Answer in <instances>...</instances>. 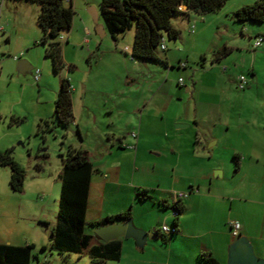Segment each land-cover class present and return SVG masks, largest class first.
Returning <instances> with one entry per match:
<instances>
[{
    "label": "crops",
    "instance_id": "1",
    "mask_svg": "<svg viewBox=\"0 0 264 264\" xmlns=\"http://www.w3.org/2000/svg\"><path fill=\"white\" fill-rule=\"evenodd\" d=\"M242 6L244 5H233L226 12L222 8L218 12L212 13L214 14L212 17H208L209 15L207 17H191L190 15L195 13L188 12L186 15L171 19L172 26L179 30L180 34L177 39L173 40L176 42V49L171 53H164L163 57L160 56L165 62L162 64L165 67L166 75H170L172 70L180 74L182 70L188 68V62L192 59L190 51L186 47H180V44H184L181 37L184 25L188 24V33H195L196 40L203 36L208 29L215 31L216 34L218 32L228 35L233 33L229 42L219 40L216 43L208 44L207 42L205 44L208 48L205 49L206 51L212 49L217 67L204 71L205 79L200 84L201 99L197 96L199 81L194 80L193 86L187 87L185 80L179 76L177 87L173 86L171 93L167 96L159 93L165 87V85H161L156 92L151 90L150 94L139 100L140 105H144L138 116L132 112L126 113L125 121L127 125L131 126L130 130L123 131L116 126L100 129L99 140H103L105 153L101 154V159L96 165L92 152L84 146L85 136L82 131L84 142H80L78 146L70 147L87 151L93 167L99 173L96 175V184H100L96 194L92 190V177L89 186L85 221H88L90 226L106 216L130 211L133 224L137 228L148 233L155 229L158 231L159 238L155 239L156 241L148 239L143 248L137 247L133 239L117 238L122 243L120 261L124 257H130L137 264H203L199 256L201 253H207L221 264H227L229 247L238 238L231 234L229 225L231 220H236L241 224L240 235L249 240L257 257L264 259V247L261 245V230H264V26L261 25L262 23L255 22L253 23L259 25H248V22L241 23L244 27L253 29V37L249 34L251 50L247 51L245 44L240 41L244 36L243 30L230 27L232 20L237 22L231 17L232 13ZM181 10L186 11L185 6H182ZM192 20L198 24L196 32H194L195 25L191 32L189 23ZM1 22L5 24V28ZM0 24L2 27L0 32L3 35L6 34L4 31H12L15 28L13 17H0ZM237 30L241 34L239 40L236 39L235 31ZM86 32L90 31L84 26V34ZM63 34L61 35L63 36ZM126 34L127 32L124 35L116 36V40L112 39L115 49L109 48V50L113 55L119 56L118 47ZM24 35L19 47L25 51L41 37V33L28 31L27 27H25ZM259 35L263 37L262 46L254 49L252 47L253 40ZM104 37H106V33ZM131 37L130 47L133 44L134 35ZM64 39L66 46L70 38L67 36ZM6 40L10 41L9 36ZM167 40L170 39L167 38ZM89 42L88 39L85 43ZM103 42L104 40L99 45L95 40H92L91 45L101 50L104 49ZM224 47L228 49V53L217 59L216 53ZM62 49L64 50V48ZM167 50L168 46L165 51ZM196 54L202 57L201 67H204V52ZM229 56L233 58L232 65L235 71L232 83H236L239 74L246 76L249 79V84L245 89L240 90L241 92L227 90L232 93L219 94L223 73L218 70L220 68L218 66L226 65L225 58ZM27 58L31 63H39L31 55ZM174 66L177 69H173ZM1 70L2 68H0V73ZM127 74L132 81L135 80L134 72ZM179 79L183 80V85H179ZM70 84L73 107V93L76 91V87H73L71 82ZM85 87L87 88V85ZM180 87H185V91L188 93L191 92V99L183 97ZM121 102L122 99L118 103L113 102L112 106L106 108V113H110L109 122L112 118L120 119ZM148 118L165 119L170 124L159 131H154L144 121ZM76 123L78 121L74 117L71 126L77 125ZM131 133H136V138H132ZM151 135L153 137L158 135V141H149ZM129 145L134 148H128ZM123 148H128L133 152L129 155L130 157L127 154L130 178L125 182H121L122 175L120 174L127 164L121 157L118 159L114 157L116 152ZM148 149L152 150L149 153L154 156V162L150 161L153 169L151 177H145L146 180L145 178H135V174L140 171L137 162L140 158L143 159L142 157L147 154ZM107 157L109 158L105 159ZM235 157L237 165H234ZM162 164H165V167ZM233 166L236 167L233 168ZM0 169L8 170L4 167H0ZM6 171H3V174H7L6 178L9 183L11 173ZM239 175L247 176L246 183L235 186L233 178ZM122 186L130 190L126 202L118 204L119 208L113 210L101 208L98 192L107 188L117 189L119 199ZM139 190H147L149 197L140 200L137 194ZM0 191L2 194H6V197L10 196L4 183H2ZM176 192H188L189 195L181 199L183 211L175 221L172 205L176 202L174 197ZM2 204L1 201L0 205ZM164 208H171V210L164 211ZM120 222L122 221L115 223ZM175 222L177 224L176 233L171 235L161 231L163 225L172 227ZM95 229L92 235L98 236ZM2 230L5 232L0 231V244L21 245L20 242L12 240L10 235L8 236L9 230L4 227ZM98 238L100 237L98 236ZM100 239H94L93 243L96 244ZM120 261H108L109 263L106 264H112L111 262L120 264Z\"/></svg>",
    "mask_w": 264,
    "mask_h": 264
},
{
    "label": "rangeland",
    "instance_id": "2",
    "mask_svg": "<svg viewBox=\"0 0 264 264\" xmlns=\"http://www.w3.org/2000/svg\"><path fill=\"white\" fill-rule=\"evenodd\" d=\"M253 2L254 0H227L223 6V9H225L223 11L226 12L233 5H246ZM100 3L101 0H72V9L74 10L72 27L70 32H64L63 34L64 37L68 36L70 40L66 46V42L59 40L62 43V48H64V50L62 49L64 66L58 73L53 71L52 61L45 56V48L38 44V39L31 44L27 51L19 47L25 37V27L28 31L41 33L37 25L40 5L36 2L5 0L1 12V17H13L15 28L12 31H4L6 32L4 35L0 32V68H2L0 73V152L12 149L13 158L25 170V179L22 190L20 192L13 191L7 182V174H3V171L6 170L0 169V189L2 183H4V187L10 193V196L6 197L7 195L2 194L0 191V196H2L0 202H3L0 205V231L5 232L2 227L9 230L10 234L8 236L10 235L12 240L20 242V246H34L33 254L35 258L32 259L31 264L89 263L88 250L79 255H61L49 249L51 228L55 223L59 208L60 180L58 174L62 168L61 155H65L71 146H78L80 142H84V135V146L92 152L95 157L94 164L96 165L101 159V154L105 153L103 140H99L100 129L104 130L108 126H116L123 131L130 130L131 126L127 125L125 121L126 113L132 112L138 116L144 105H140L139 100L150 94L151 90L156 92L161 85H165V87L159 93L167 96L171 93L173 86L177 87L179 76L185 80V86L187 87H192L194 80L199 81L197 96L201 99L202 88L200 84L205 79L204 71L216 69L215 67H217L215 66V55L212 53V49L206 51L207 45L205 44L207 42L208 44L216 43L219 40L229 42L232 39L231 35L233 33L228 35L218 32L216 34L215 31L208 29L203 36L196 40L195 33H188V24L184 25L181 34L184 44L182 45L180 42L179 44L181 48L186 47L190 51L192 59L188 62V68L182 70L180 74L172 70L173 72L170 75H166L162 63L142 62L131 57L130 40L131 36L134 35V30L127 32L124 39L121 40L120 47H118L119 56L112 54L109 48L114 50L115 43L110 34L106 31V37H100L96 33L97 27L105 26ZM64 5L70 7V2L66 1ZM90 7H95L97 10V22L89 13ZM207 15L212 17L214 14H191L190 16L207 17ZM174 17L181 16L175 15ZM1 24L5 28V24L3 22ZM192 24L196 26L194 30L196 32L198 24L193 20L190 21L189 26H192ZM248 25L259 24L248 22ZM261 25L264 26V23ZM84 26L89 29V33L84 34ZM230 27L243 30L244 36L240 41L245 44L247 51H250L251 39H249V34L253 37V29L244 27L243 24L233 20L230 22ZM238 30L235 31L237 40L241 37ZM7 36H9L10 41L6 40ZM85 39H89L90 42L85 43ZM92 40H95L99 45L104 40L102 45L104 49H96L91 45ZM64 41L66 40L64 39ZM166 43L168 46L167 51L157 50L161 57L164 56V53L168 54L176 49V42L173 40H166ZM126 45L129 47L128 51L124 49ZM201 51L204 52L205 56L204 67H201L202 57L200 56V58L196 54ZM29 55L36 58L39 63H31L27 58ZM14 57H18V59ZM19 60H27L33 66V70H40L41 76L38 82L34 80L32 72H18L17 63ZM225 61L226 65L218 66L220 67L218 70L223 73L218 93L229 94L232 91L238 93L240 90L236 88V83L231 81L235 74L232 56L225 58ZM70 67H72L71 70ZM173 69L177 68L174 66ZM128 72H134V81L127 74ZM63 78H68L73 87H76V91L73 93L72 110L74 109V117L78 123L72 126L70 124L67 127L58 126L54 123L55 125L50 130L44 131V121H54L55 100ZM179 89L183 97L191 99V92H186L185 87ZM121 99L120 109L122 113L120 119L112 118L109 122L110 113H106V108L112 106L113 102L118 103ZM144 121L154 131H159L170 124L165 119L153 120L148 118ZM157 136L153 137L151 135L149 141H158ZM128 148L119 150L114 157L117 159L121 157L127 164V161H129L127 157L133 153ZM149 152H152V150L148 149L147 154L142 157L143 159L138 160L137 164L140 171L135 174V178L151 177L153 169L150 161L154 162V156ZM162 166L165 167V164H162ZM235 167L233 166V168ZM7 171L10 173L9 169ZM121 173V182H125L130 178L129 162ZM98 174L97 172L93 173L91 181L92 190L95 194L100 185L96 184V175ZM246 179L247 176L239 175L233 178V183L235 186L241 183L245 184ZM117 191V189L107 188L98 192L101 200L100 207L104 210H113L118 207V204H124L130 191L129 188L122 186L119 199ZM165 210H171V208H164ZM87 222L84 225L83 232L92 235L95 228ZM261 245L264 247V230H261ZM43 247H46V250H43ZM111 263L115 264V262ZM120 264L137 263L130 257H124Z\"/></svg>",
    "mask_w": 264,
    "mask_h": 264
},
{
    "label": "trees",
    "instance_id": "3",
    "mask_svg": "<svg viewBox=\"0 0 264 264\" xmlns=\"http://www.w3.org/2000/svg\"><path fill=\"white\" fill-rule=\"evenodd\" d=\"M36 2L40 5L37 25L41 31L40 45L45 48V56L52 61L55 73L64 66L62 58V43L59 37L68 32L73 23L74 10L72 0H15ZM70 2V7L64 3ZM227 0H101L100 9L104 25L113 40L134 30V40L130 47L131 57L139 61L165 62L157 50L162 37L170 40L179 37V30L172 26L171 19L175 15H186L193 12L199 15L218 12ZM185 6L186 11L181 7ZM232 18L240 23H264V0H254L252 4L244 5L233 12ZM228 53L226 47L216 53L217 59ZM72 67H70V70ZM54 121H44L43 130H50L53 125L67 127L74 121L71 99V84L68 78H63L55 100ZM55 123V124H54ZM62 168L58 174L60 180L59 208L55 223L51 228L50 251L61 255L82 254L88 250V264H106L108 261H118L121 258L122 243L120 239L103 241L96 235L83 232L86 210L88 206L89 186L93 167L87 151L69 148L61 155ZM235 165L237 159L235 157ZM0 167L10 170V187L20 192L25 179V170L15 161L12 149L0 152ZM140 200L149 197L147 190H139ZM174 219L183 211L181 200L172 205ZM131 219V212L125 211L113 216H106L91 224L94 228L107 226L116 221ZM177 232L176 222L171 227ZM156 234L158 231L155 229ZM94 239H100L96 244ZM33 245L15 246L8 243L0 244V264H31L35 255ZM46 250V247H43ZM203 264H221L207 253L199 256Z\"/></svg>",
    "mask_w": 264,
    "mask_h": 264
},
{
    "label": "water",
    "instance_id": "4",
    "mask_svg": "<svg viewBox=\"0 0 264 264\" xmlns=\"http://www.w3.org/2000/svg\"><path fill=\"white\" fill-rule=\"evenodd\" d=\"M89 13L97 22L98 13L95 7L89 8ZM96 33L103 37L106 33V27L99 26L96 28ZM33 66L27 60H19L17 63V70L19 73L31 72ZM95 233L104 241H110L119 237L125 239H133L137 247L143 248L148 239L155 240L159 236L155 230L151 233L137 228L132 219L124 220L120 223H113L107 226H101L95 229ZM227 264H264V259L257 257L249 240L242 235L230 245L229 258Z\"/></svg>",
    "mask_w": 264,
    "mask_h": 264
},
{
    "label": "built area",
    "instance_id": "5",
    "mask_svg": "<svg viewBox=\"0 0 264 264\" xmlns=\"http://www.w3.org/2000/svg\"><path fill=\"white\" fill-rule=\"evenodd\" d=\"M4 2H5V0H0V17H1V12H2L3 6H4ZM1 30H2V27H1V24H0V31ZM193 30H194V25L191 26V32H193ZM59 40L64 42V37L61 35L59 37ZM87 40L88 39H85V42ZM166 40H167L166 36L162 37V39H161V42H160V45H159V49H161L162 51H165L167 49ZM262 43H263V37L259 35V36H257L254 39L252 47L254 49H257V48L262 46ZM128 48H129L128 46H125V48H124L125 51H128L129 50ZM14 58L18 59V57H14ZM32 74H33L34 80L36 82H38L39 79H40V76H41L40 70L39 69H35V70L32 71ZM248 84H249V79L246 76L239 75L237 77V81H236V88L237 89L243 90V89H245L248 86ZM179 85H183V80L182 79H179ZM130 135H131L132 138H136V133H131ZM128 147L129 148H134V146H131V145H129ZM188 195H189L188 192H176V193H174V197H175L176 201H179V200H181L183 198H186ZM174 215H175V213H174ZM229 225H230V228H231L232 236L238 237L240 235L241 224L238 221H236V220H231V221H229ZM161 231L166 232L168 234H171V233L174 232V229L171 228V227H168L166 225H163L161 227Z\"/></svg>",
    "mask_w": 264,
    "mask_h": 264
}]
</instances>
